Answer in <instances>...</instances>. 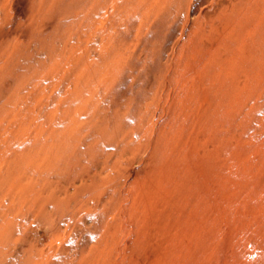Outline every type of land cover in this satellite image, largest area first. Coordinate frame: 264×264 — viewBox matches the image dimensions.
Listing matches in <instances>:
<instances>
[{
    "label": "rangeland",
    "instance_id": "374dc122",
    "mask_svg": "<svg viewBox=\"0 0 264 264\" xmlns=\"http://www.w3.org/2000/svg\"><path fill=\"white\" fill-rule=\"evenodd\" d=\"M0 264H264V0H0Z\"/></svg>",
    "mask_w": 264,
    "mask_h": 264
}]
</instances>
